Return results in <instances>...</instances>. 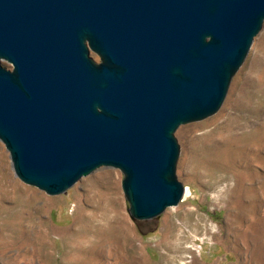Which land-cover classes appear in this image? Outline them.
I'll list each match as a JSON object with an SVG mask.
<instances>
[{
	"label": "water",
	"instance_id": "95a60500",
	"mask_svg": "<svg viewBox=\"0 0 264 264\" xmlns=\"http://www.w3.org/2000/svg\"><path fill=\"white\" fill-rule=\"evenodd\" d=\"M263 24L264 0H0L15 175L57 195L112 167L132 219L177 205L174 132L219 110Z\"/></svg>",
	"mask_w": 264,
	"mask_h": 264
},
{
	"label": "rangeland",
	"instance_id": "374dc122",
	"mask_svg": "<svg viewBox=\"0 0 264 264\" xmlns=\"http://www.w3.org/2000/svg\"><path fill=\"white\" fill-rule=\"evenodd\" d=\"M174 137L189 193L145 220L130 217L119 169L48 195L0 141V264H264V24L219 110Z\"/></svg>",
	"mask_w": 264,
	"mask_h": 264
},
{
	"label": "bare ground",
	"instance_id": "6f19581e",
	"mask_svg": "<svg viewBox=\"0 0 264 264\" xmlns=\"http://www.w3.org/2000/svg\"><path fill=\"white\" fill-rule=\"evenodd\" d=\"M187 196V194L185 195V197Z\"/></svg>",
	"mask_w": 264,
	"mask_h": 264
}]
</instances>
